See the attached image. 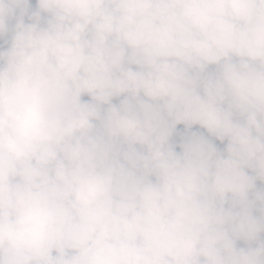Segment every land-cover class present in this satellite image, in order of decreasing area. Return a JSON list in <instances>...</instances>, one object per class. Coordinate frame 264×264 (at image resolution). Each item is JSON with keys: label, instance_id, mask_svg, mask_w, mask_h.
Segmentation results:
<instances>
[{"label": "clouds", "instance_id": "1", "mask_svg": "<svg viewBox=\"0 0 264 264\" xmlns=\"http://www.w3.org/2000/svg\"><path fill=\"white\" fill-rule=\"evenodd\" d=\"M0 264H264V0H0Z\"/></svg>", "mask_w": 264, "mask_h": 264}]
</instances>
